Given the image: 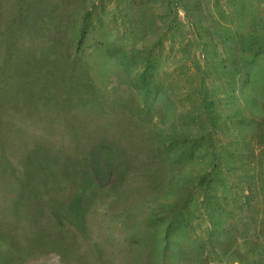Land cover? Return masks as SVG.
I'll return each mask as SVG.
<instances>
[{
  "label": "rangeland",
  "instance_id": "rangeland-1",
  "mask_svg": "<svg viewBox=\"0 0 264 264\" xmlns=\"http://www.w3.org/2000/svg\"><path fill=\"white\" fill-rule=\"evenodd\" d=\"M0 264H264V0H0Z\"/></svg>",
  "mask_w": 264,
  "mask_h": 264
}]
</instances>
